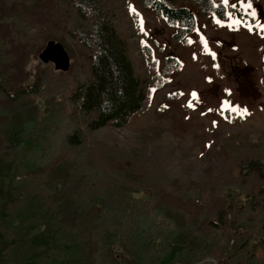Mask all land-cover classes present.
Listing matches in <instances>:
<instances>
[{"label": "trees", "instance_id": "obj_1", "mask_svg": "<svg viewBox=\"0 0 264 264\" xmlns=\"http://www.w3.org/2000/svg\"><path fill=\"white\" fill-rule=\"evenodd\" d=\"M138 1L175 26L172 40L184 45L190 44L197 28L194 8L204 17L225 19L231 13L240 19L252 18L224 0ZM60 6L66 36L87 51L79 62L85 78L71 75L77 63L73 61L68 70L57 69L54 76L41 73L31 84L12 88L16 56L0 29V113L4 100L19 105L38 96L42 102L37 124L15 145L8 142L13 174L5 184L9 190L0 220L11 221L14 206L21 203L22 194L13 186L17 176L32 181L52 169L53 163L69 158L73 176L68 199L77 212L95 208L97 217L82 242L58 243L47 230H31L29 241L37 248L24 264H170L175 260L180 232L176 220L160 207L158 196L177 172L171 174L165 160L175 155L174 144L166 140L172 135H162L157 151L147 150L149 145L143 147L138 162L129 166L138 178L143 177L138 184L129 172L123 174L110 157L89 144V133L108 125L125 126L148 106L150 85L164 86L180 70L181 62L168 55L163 69L145 79L137 72L131 42L114 3L60 0ZM9 21L14 23V17ZM4 123L0 117V126ZM163 145L168 151H162ZM205 160L203 156L200 163ZM200 178L202 186L194 195L202 203L208 229L199 245L201 258L212 257L217 264H264V147L231 155ZM12 223L22 224L20 220ZM6 238L7 232L0 231V264H13L7 253L19 238ZM240 249L245 251L246 262H232Z\"/></svg>", "mask_w": 264, "mask_h": 264}, {"label": "rangeland", "instance_id": "obj_2", "mask_svg": "<svg viewBox=\"0 0 264 264\" xmlns=\"http://www.w3.org/2000/svg\"><path fill=\"white\" fill-rule=\"evenodd\" d=\"M110 1L118 9L141 77L154 78L163 69L168 55L179 58L181 68L164 86L150 85L145 110L134 114L121 128L108 125L90 132L89 144L110 157L123 174L129 172L132 180L141 184L143 177L138 178L128 168L138 162L143 147L149 145L147 150L157 151L162 135L170 133L173 138L166 140L174 144L175 155L172 160H165L169 162L170 173L177 172L172 174L171 185H166L158 196L160 207L176 220L180 232L175 260L170 264H217L212 257L200 256L201 239L208 229L202 203L194 194L202 186L200 177L206 176L210 169L218 168L231 155L264 147V0H228V6L238 5L250 14V23H222L219 29L201 26L186 46L172 40L176 27L152 8L138 0ZM249 3L251 8L247 7ZM194 9L200 19L208 18ZM11 17L14 23L9 21ZM65 28L60 0H0V29L12 43L16 56L12 88L31 84L41 73L57 74L53 61L46 63L39 57L50 40L61 42L71 64L77 62L71 75L86 77L79 62L87 51L66 36ZM41 105L38 96L19 105L2 101L0 117L5 123L0 126V214L9 190L5 184H9L13 174L12 155L7 152L12 148L8 149V142L15 145L23 133L37 124ZM237 106L240 110L234 111ZM244 108L247 113H243ZM162 151H168L166 145ZM203 156L206 160L200 163ZM72 176L73 162L65 158L53 163L52 169L39 178L25 182L19 175L13 181L22 195L21 203L13 208L14 216L9 219L16 224L20 220L22 224L17 227L12 220H0V231H6L7 238H19L7 253L13 264H24L36 251L35 243L29 241L31 230H47L58 243L73 239L82 242L87 238L97 211L95 208L76 211L68 199ZM230 190L235 192L233 188ZM244 258L245 251L240 249L231 260L245 263Z\"/></svg>", "mask_w": 264, "mask_h": 264}, {"label": "water", "instance_id": "obj_3", "mask_svg": "<svg viewBox=\"0 0 264 264\" xmlns=\"http://www.w3.org/2000/svg\"><path fill=\"white\" fill-rule=\"evenodd\" d=\"M42 61L55 62L58 69L67 70L70 67V55L61 42L48 41L46 47L39 54Z\"/></svg>", "mask_w": 264, "mask_h": 264}, {"label": "crops", "instance_id": "obj_4", "mask_svg": "<svg viewBox=\"0 0 264 264\" xmlns=\"http://www.w3.org/2000/svg\"><path fill=\"white\" fill-rule=\"evenodd\" d=\"M222 23H246L249 24V19H239L238 17H235L234 15L230 14L228 15V17L226 19H218L217 17H215L214 15L205 18V20H202V18L200 19L199 16H197V29L194 31V33L191 35V37L193 38L194 34L197 33L200 29V27L205 26V27H216L217 29H219V25ZM190 37V39H191ZM178 72V71H177Z\"/></svg>", "mask_w": 264, "mask_h": 264}, {"label": "snow or ice", "instance_id": "obj_5", "mask_svg": "<svg viewBox=\"0 0 264 264\" xmlns=\"http://www.w3.org/2000/svg\"><path fill=\"white\" fill-rule=\"evenodd\" d=\"M224 3L227 4V3H228V0H224ZM233 7H235V5H233ZM247 7H248V8H251V3H249V4L247 5ZM133 11H135V9H133ZM251 14H252L253 16L256 15L255 12H252ZM141 26H142V29H143V20H142V19H141ZM189 42H191V41H189ZM192 95H193V97H195V96H196V93L193 92ZM189 106H190V107L192 106L191 103L189 104ZM233 110H234V111H239V110H240V109H239V106H237V107H236L235 109H233ZM243 113H247V109H246V108L243 109Z\"/></svg>", "mask_w": 264, "mask_h": 264}]
</instances>
